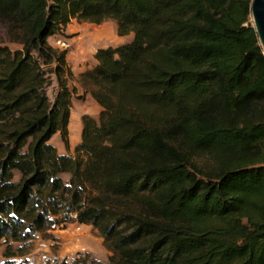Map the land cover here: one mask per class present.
Segmentation results:
<instances>
[{"label": "trees", "instance_id": "1", "mask_svg": "<svg viewBox=\"0 0 264 264\" xmlns=\"http://www.w3.org/2000/svg\"><path fill=\"white\" fill-rule=\"evenodd\" d=\"M251 4L0 0L6 257L11 242L77 222L104 239L106 264H264V49ZM74 20H114L134 40L99 49L81 75L102 111L60 154L51 141L69 151L74 75L48 39Z\"/></svg>", "mask_w": 264, "mask_h": 264}, {"label": "rangeland", "instance_id": "2", "mask_svg": "<svg viewBox=\"0 0 264 264\" xmlns=\"http://www.w3.org/2000/svg\"><path fill=\"white\" fill-rule=\"evenodd\" d=\"M104 31L110 35L119 36L118 26L114 20H108L102 25L74 20L63 33L50 37L48 42L54 48L68 50V60L71 68L77 65H81V67L85 65L89 68L94 65L93 54L99 48L106 46V43L99 42ZM124 39L127 41L125 44L131 43L134 40V35L130 34L125 36ZM7 40L5 35L0 36V41L6 42ZM10 46L13 49L19 47L15 44H10ZM69 86L74 92L72 117L68 127L69 151H67L60 134L55 135L51 141L60 154H74L75 148L82 141L83 118L90 116L98 119L102 111V108L92 97L94 87L84 81L80 75L73 76ZM57 89V83L54 81L49 90V96L52 99ZM9 245L14 256L11 258L6 257L5 252L8 244L0 243V264H72L76 259L83 258L86 255L106 264L112 255L106 248L104 239L93 226L77 222L40 233L33 241L26 243L11 242Z\"/></svg>", "mask_w": 264, "mask_h": 264}, {"label": "crops", "instance_id": "3", "mask_svg": "<svg viewBox=\"0 0 264 264\" xmlns=\"http://www.w3.org/2000/svg\"><path fill=\"white\" fill-rule=\"evenodd\" d=\"M124 38L125 37H120L117 35H110L106 31H104L102 36H101V41H99V42L106 43V46L101 47L99 49L108 48V47H118V46L124 45L125 43H127V41H125ZM95 54L96 53H94L93 55H95ZM68 62H69V60H68ZM95 65H96V61L94 59V65L90 66L89 68H87L85 65L82 67H81V65L72 66V72H73L74 77H76L77 75L81 76L83 73H85L87 70L91 69ZM71 115H72V113H71Z\"/></svg>", "mask_w": 264, "mask_h": 264}, {"label": "water", "instance_id": "4", "mask_svg": "<svg viewBox=\"0 0 264 264\" xmlns=\"http://www.w3.org/2000/svg\"><path fill=\"white\" fill-rule=\"evenodd\" d=\"M251 10L253 25L264 49V0H252Z\"/></svg>", "mask_w": 264, "mask_h": 264}]
</instances>
